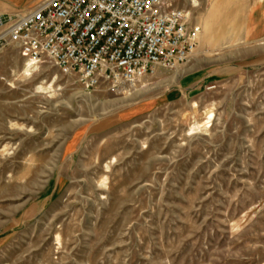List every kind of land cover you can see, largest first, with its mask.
Returning <instances> with one entry per match:
<instances>
[{
  "label": "rangeland",
  "instance_id": "obj_1",
  "mask_svg": "<svg viewBox=\"0 0 264 264\" xmlns=\"http://www.w3.org/2000/svg\"><path fill=\"white\" fill-rule=\"evenodd\" d=\"M170 1L195 60L116 92L0 45V264H264V0Z\"/></svg>",
  "mask_w": 264,
  "mask_h": 264
},
{
  "label": "built area",
  "instance_id": "obj_2",
  "mask_svg": "<svg viewBox=\"0 0 264 264\" xmlns=\"http://www.w3.org/2000/svg\"><path fill=\"white\" fill-rule=\"evenodd\" d=\"M199 29L170 0H44L0 15V45L55 66L86 91L116 92L193 58Z\"/></svg>",
  "mask_w": 264,
  "mask_h": 264
},
{
  "label": "crops",
  "instance_id": "obj_3",
  "mask_svg": "<svg viewBox=\"0 0 264 264\" xmlns=\"http://www.w3.org/2000/svg\"><path fill=\"white\" fill-rule=\"evenodd\" d=\"M7 1V0H0V15H11V13H13L15 10L12 7H5L3 2ZM241 27L240 30L242 31V36H241V40L246 41L249 36H250V26H249V21L248 18L245 21H243V19L241 20ZM227 27L226 25H223V32L227 31ZM196 56H194L192 58V60H195ZM191 78V76H188L187 79L189 80ZM184 84V82H183ZM182 84V85H183ZM196 84V83H195ZM194 84V85H195ZM195 87V86H194ZM191 88V87H190ZM192 89V88H191Z\"/></svg>",
  "mask_w": 264,
  "mask_h": 264
}]
</instances>
